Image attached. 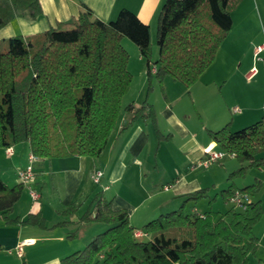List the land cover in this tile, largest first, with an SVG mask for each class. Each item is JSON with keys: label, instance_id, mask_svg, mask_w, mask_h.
Wrapping results in <instances>:
<instances>
[{"label": "trees", "instance_id": "1", "mask_svg": "<svg viewBox=\"0 0 264 264\" xmlns=\"http://www.w3.org/2000/svg\"><path fill=\"white\" fill-rule=\"evenodd\" d=\"M40 0H0V30L19 12L35 20L42 14ZM241 0H165L158 16V58L153 61L151 28L129 9L119 11L110 22L98 19L84 7L68 22L27 38L0 39V148L28 143L37 159L102 154L121 115L130 113L128 125L150 120L158 141L168 139L157 128L156 112L144 101L123 108V98L134 80L129 71L130 55L123 46L128 38L147 62L148 91L152 80L166 78L193 86L214 63L218 50L232 30L234 7ZM152 64L157 67L152 73ZM209 139L240 167L230 173L229 188L221 192L229 200L237 191L249 196L261 191L257 180L244 188L234 185L250 169L264 167V118L232 131L229 124L208 131ZM208 189L197 190L185 201L209 197ZM24 185L6 186L0 178V220L9 224L46 228L40 215L24 221L12 218ZM184 203V204H185ZM162 214L144 226L148 240L134 236L128 211L112 208V200L99 192L85 213L69 223H102L108 229L96 235L82 250L64 257L61 264H248L259 248L255 227L264 208L257 200L246 211L230 208L226 213H188L185 205ZM80 206L71 204L61 214L74 218ZM76 237L75 233L67 235Z\"/></svg>", "mask_w": 264, "mask_h": 264}, {"label": "crops", "instance_id": "2", "mask_svg": "<svg viewBox=\"0 0 264 264\" xmlns=\"http://www.w3.org/2000/svg\"><path fill=\"white\" fill-rule=\"evenodd\" d=\"M164 1L40 0L42 14L37 19H31L27 12H19L12 22L1 28L0 39L27 38L46 31L58 22L70 21L84 7L91 9L104 23L115 20L122 9H129L150 26L152 37L157 30L156 23ZM232 18V30L220 46L214 63L193 86L186 88L168 77L163 84L165 99L158 95V81H152L154 90L148 96V102L155 109L157 128L162 135H169L168 139L158 141L150 120L138 119L128 125L131 114L124 111L99 157L37 159L36 178L32 185L40 197L33 200L24 187L12 211V218L24 221L29 215L40 214L46 220V228L8 225L0 220V264H61L64 257L87 245L96 233L94 231L83 241L78 235L68 238L72 228L88 230V226L95 223H69L65 227H55L61 221L75 220L61 212L75 203L80 206L77 218L81 217L99 192L112 200L115 210L128 211L131 225L136 230L162 214L178 210L189 194L201 189H208L209 197L200 202H186L188 213L204 215L214 211L224 214L233 207L221 192L230 186L227 176L240 167L235 156L229 155L207 168L195 167L205 159L204 149L210 144L216 146L209 139V130L217 131L229 124L232 131H237L264 118V73L257 68L256 76L252 80L247 79L250 70L260 63L254 59V50L256 45L264 43V0H241L234 7ZM125 42L126 39L123 40L125 47L136 52ZM153 43L152 37L154 52ZM261 64L264 66L263 62ZM139 71L142 76L145 74L144 100L148 77L143 67H139ZM235 108L239 111L233 112ZM28 145L11 146L12 156L7 154V148H0V178L6 186L20 185L19 171L27 165L31 153ZM96 171L103 172L98 184L92 178ZM257 180L261 181L262 188L250 196V201L260 200L264 208V167L250 169L244 178H236L233 183L242 189ZM166 186L169 187L167 190ZM219 199L226 206L223 211L218 208ZM262 215L261 221L253 227L259 248L256 255L249 256L248 264H264ZM29 238L35 239L36 243L24 249L23 258L10 253L21 241Z\"/></svg>", "mask_w": 264, "mask_h": 264}, {"label": "built area", "instance_id": "3", "mask_svg": "<svg viewBox=\"0 0 264 264\" xmlns=\"http://www.w3.org/2000/svg\"><path fill=\"white\" fill-rule=\"evenodd\" d=\"M254 51H255L254 59H256L257 62H264V43L262 45L261 44L256 45ZM156 71H157V67L154 65L152 67V72L156 73ZM257 71H258L257 68L253 67L252 70H250V73L247 75V79L252 80L258 73ZM237 111H239V109L235 108L233 112H237ZM6 152L10 156L14 154L12 147H8L6 149ZM203 152L205 153V156H206L205 159L200 160L197 164H195V167L207 168L211 164L222 162L227 156H229L227 153H225L224 151H221L216 146H214V144L208 145L204 149ZM27 159H28L27 165L21 171H19L18 177H19L20 183L28 189V192L31 196L30 198H32L33 200H38L40 197V194L32 185L36 178V174L34 170H35V163L37 161V158L33 153H30ZM102 177H103V172L96 171L92 177L94 180L93 182L97 184L100 183L99 181H101ZM168 188L169 187L167 186L165 187L166 190ZM249 201H250L249 195L238 192V191L229 199V203H231L232 206L236 210H240L242 212L247 210L248 203H250ZM133 233H134L135 238L137 239L142 240L145 237H149V234L144 232L143 230H135ZM35 243H36L35 239H31V238L25 239L21 241L17 245V247H15V249L12 250L10 253H14L18 258L21 259L24 257V254H25L24 249L28 246L34 245Z\"/></svg>", "mask_w": 264, "mask_h": 264}, {"label": "rangeland", "instance_id": "4", "mask_svg": "<svg viewBox=\"0 0 264 264\" xmlns=\"http://www.w3.org/2000/svg\"><path fill=\"white\" fill-rule=\"evenodd\" d=\"M156 31L157 30H155V32H154V36H152L153 37V42H154L153 44H154V48H155L154 52H153V61H155L158 58V55H159V50H157L158 47H157V37H156L157 36V32ZM125 43H129L136 50V52L131 51V49H129V48H127V47H125L123 45L124 48L126 49V51L130 55V63H128L129 64V71L132 73V77L135 74L134 76L136 78H135V81L133 80L132 85H131V87L129 89L130 91L123 98V101L121 103L124 106H127L128 104H130V103L135 101V103H137L139 106H141L144 103V101H146V102L149 101L148 96L151 95L153 93V90H154V89L151 88L152 90L149 92L148 89H147L148 85H149V77L147 76L148 75V73H147V63H146L147 61L145 59L141 58L140 51L138 50L139 48L137 47V45L135 43H133L128 38H126V42ZM152 49H153V47H152ZM153 66L154 65L152 64V67ZM139 67L140 68H142V67L144 68V70L146 71V76L148 77V85H147V88H145L146 89V96H145L144 100L142 98H143V92H144L143 91V86H144L143 80L145 78V76H144L145 74L143 75L144 76V78H143V76H142L143 73L141 71H139ZM256 68H258L260 70V72L264 73V66L261 64V62L256 64ZM154 74L155 73H153V75ZM153 80H155V82L157 81L156 79H153ZM160 87H159V89H160ZM158 93H159L158 95H160V96L162 95L161 97H163V93H162L161 89H160V91L158 90ZM148 104H150V103L148 102ZM254 171H257V170H254ZM202 200H200V201H202ZM200 201H198V202H200ZM221 202L222 201L219 199L218 208H219V210L223 211V210L226 209V206H224ZM76 218H77V215L74 217V219H76ZM88 227H89L88 230H83V228H81L79 231H77L76 230L77 228L74 227V228H72V233H75V235H78V238L80 239V241H83V239H85L86 236H90V234L93 233L94 231L96 232V233H94L95 235H93L95 237L96 235H98V234L102 233L103 231H105L106 229H108L109 226L106 225V224H102V223H95L94 225H91V226H88ZM78 228H79V226H78ZM99 228H101V230L97 231V229H99ZM137 228H139L138 230H143L144 229L143 226L142 227H137ZM89 229H91V230H89ZM94 237H92V238H94ZM148 239H149V237H145L142 240H148ZM89 240L91 241L92 239H89ZM84 246H86V245H84ZM84 246L78 247L79 249H77V250L84 249Z\"/></svg>", "mask_w": 264, "mask_h": 264}]
</instances>
